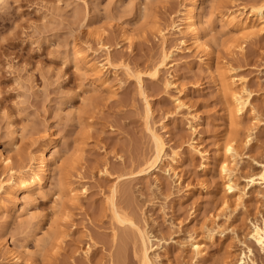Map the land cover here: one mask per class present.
<instances>
[{"label":"rangeland","instance_id":"374dc122","mask_svg":"<svg viewBox=\"0 0 264 264\" xmlns=\"http://www.w3.org/2000/svg\"><path fill=\"white\" fill-rule=\"evenodd\" d=\"M253 2L264 4L0 0V152L13 157L14 171H27L44 135L45 144L58 148L41 194H21L14 206L12 189H0V264H112L122 232L131 234L125 261L139 264L137 227L151 235L155 264H237L245 244L253 248L255 264H264V254L244 238L250 222L264 214L259 188L250 189L228 217L219 211L226 193L217 161L225 137L234 135L242 145L238 173L264 160V30L238 33L223 19L233 9H242L244 19ZM188 10L205 51L173 28L184 24ZM157 29L165 31L163 40ZM244 35L243 47L231 53L228 45ZM75 48L87 65L73 58ZM218 65L242 78L249 92L252 111L248 107L238 118L236 130L214 77ZM150 127L164 138L166 155L144 174L153 148ZM247 132L251 139L243 145ZM64 152L74 162L59 173ZM8 174L0 164V184ZM68 186L77 194L73 202ZM114 188L115 207L137 227L114 220L108 200ZM208 227L215 231L212 240L204 236ZM54 228L61 232L56 244ZM195 240L206 247L197 257L190 247Z\"/></svg>","mask_w":264,"mask_h":264},{"label":"bare ground","instance_id":"6f19581e","mask_svg":"<svg viewBox=\"0 0 264 264\" xmlns=\"http://www.w3.org/2000/svg\"><path fill=\"white\" fill-rule=\"evenodd\" d=\"M240 10H242V9H240ZM240 10L234 11V9H233L231 11L229 10V12H226L223 15L224 24L227 26H230L232 29H234L238 33H244V34L249 33V31H253L255 28H257V31H259V32L264 30V4L263 3L258 4L256 2H253V4L249 7L248 13L244 19L241 18L242 12ZM150 26H151V24H150ZM173 28H177L179 31H183V32L189 34L192 37L193 44L195 45V47L199 48V50L202 49L203 51H205V48L207 46L200 42V39L198 36V29L199 28L197 26L196 19H194L193 10L187 11V15H186V18L184 20L183 25H174ZM157 30L156 31L158 32V34H156V35H159V36H161V39L162 38L164 39V35H165L164 32L165 31L160 30V29H157ZM96 31H98V29ZM103 31H105V30H103ZM94 35H95V33H94ZM95 36L98 37L97 41L102 42L103 38L101 39L100 35H95ZM127 39L129 40V37ZM245 39H246V35H244L241 39H235L231 45H228L229 46L228 48L230 49L231 53L233 52V50L241 49L245 43ZM73 58L75 60L77 59V61L79 63L81 62L84 65L88 64V62H86V60H85L84 52L80 48H75L73 50ZM166 58H167L166 55L163 56V61ZM163 61L161 63H163ZM219 62H221V61H219ZM100 69L101 68H99L98 66L95 65L94 70L96 72L97 71L99 72ZM216 70H217V74H215L214 77H215V80L218 84L219 89L224 94V97L227 96L228 103L227 102L226 103L228 104V106H226V108H227V112H228V116H229V123L232 127H234V126H236V124H238L237 123L238 118H240V116L243 115V113L248 109V107L251 106L249 92L247 91V89L245 87L243 79L237 78L235 75L231 74L232 73V72H230L231 69L221 68V66H219V68H217ZM156 73H157V68L154 69L153 75H155ZM137 79H138V77H137ZM169 85H170V83H166V86H169ZM99 86H104V82H100ZM176 102H178V100H176ZM145 109H146L145 110L146 114L148 115L149 111H150L148 103H146ZM250 110H251V108H250ZM150 129H151V127H150ZM236 129L237 128H235V130ZM250 132H247L245 134L244 139L242 141L243 145L247 144L250 141V139H251V133ZM149 133L151 135L153 148L151 151L152 152L151 156L150 157L148 156L149 158H147L148 160L145 162L147 166H145L144 169L141 171V173H144V174L146 172H149L150 170L158 167V165L162 162L163 158L166 155V150H165L166 143L164 142V138L162 137V135L154 129H151ZM45 138H46V136L44 135L43 142H42L43 146H42L41 150H39L37 154H35L31 158H29L30 163L32 161L31 167H32L33 163L35 164L34 165L36 167L35 170H34V168H31L29 166L27 171H25V170H17V171L15 170L14 171L13 165L11 164L13 161L12 160L13 157H11V155H8V154L4 155L0 152V164L6 170L9 171V174H8V177L6 178V180L3 181L2 184H0V189H3L5 186L9 189H12V201L14 203V206L20 202L21 194H24L28 199L32 198L34 195L41 194V189L43 187V184H44L46 176H47L46 174H47L48 169H49V163L55 161L52 153H53V151H56L58 149L56 147V145H57L56 142H54L52 144H45ZM240 146H242V145H239L237 143L236 136L229 135V136L225 137L224 142L222 143V145L218 149V152L220 153V158L217 161L218 166H219L218 170H219V175L223 179V191L226 193V195L223 196L222 200L220 201V204H221L220 207L221 208L219 209V211H223L224 213L226 212L227 217L234 210H236L237 207H240V205L243 203L244 197L249 193L250 189L259 188V190H257V196L259 198L260 197L263 198V194H264V160H253L252 168L250 170H248L244 173H238L237 172V164H238V160L240 157V148H241ZM198 152L200 153V151H198ZM67 154H68V152H67ZM67 154L65 153L64 155L59 157V160H57V161H59V173H61V169H66L65 167H69L71 165V161H73V157H71L72 159H66ZM70 156H69V158H70ZM175 159H176V155L174 154L170 160L175 161ZM201 166L204 167L205 164H202ZM64 174L66 175V173H63V176H64ZM60 178H62V177H60ZM59 189L62 190V188H59ZM116 190L117 189H115V188L112 190V195H111L110 199H108L110 201L109 205L111 206L112 216H113L114 220H116V222L118 224H121V225L126 223V224H129L130 226H132L133 228H135V226L137 227V224L136 225L134 224L135 220L133 218H132L133 219V221H132L131 219H129L130 217L127 216V214L123 212L124 210L119 211L118 210L119 208L117 209L115 207V204L113 202V197H114V194L117 192ZM227 193H230V195L227 196ZM67 195H68V198H70L71 200L73 199L70 202H73L74 199L76 200V196H77L76 191L73 190L72 188H70L69 186L67 188ZM26 197H25V199L27 200ZM27 202H29V201H27ZM58 203H60V202H58ZM63 205H64V203H63ZM65 208H66V206H65ZM65 208L62 207V204H61L60 209L58 208L60 210L61 214L63 213L62 215H64V216H66V212H67L66 211L67 208L66 209ZM20 212H21V210H20ZM260 215H261V217H260ZM127 217H129V218H127ZM259 217H260L259 220L256 219L255 221L250 222L249 229L246 231L247 233L245 234L244 238L249 240V244L255 246L256 249L260 253H262V255H263L264 254V214L262 215L260 213ZM27 218H29V216ZM61 221H63V220H61ZM52 223H53V221H52ZM122 226H124V225H122ZM55 227H59V226H56V224H55ZM210 227H208V229L205 231V235H204L207 240H212L214 232H215L214 228H210ZM53 230H55V228L52 229L51 232ZM57 230H59V229H57ZM135 231L137 232V237H138L139 245H140L139 246L140 247V249H139L140 250L139 264H155V262L157 260V255L151 254L149 252V250L152 247V245L150 244L151 235L148 234V232H146L145 230L139 229V227H137ZM49 232H47L48 233L47 237H49V239H50V236L52 237V234H51V232L50 233ZM53 232H55V233H54L53 237L51 238V240L53 241L52 244L53 243L54 244L59 243V241H60L59 239H61V237L59 238V236H60L59 233H61V232H58V231H53ZM121 232H122V230H121ZM220 233H221V231H220ZM45 234H43V235H45ZM119 234H120V232H119ZM130 235L131 234H128L127 232H122L120 234V236L117 237L119 240L118 242H120V243L118 244L119 247L117 246V249L115 251L114 256L111 257V263L112 264H127V262L125 261V258H126V256H125L126 251L125 250H127L125 248V246L128 244V241L131 239ZM43 241H45V240L43 239ZM45 243H46V241L43 244H45ZM242 244H245V243L242 241ZM57 245H55V246H57ZM190 247L192 248V252L194 254V257L201 256L205 253V249H206L205 243L201 240H195V241L191 242ZM244 247H245L246 251H241V253L238 255L237 264H248V261L255 264L254 259L252 258L253 257V248H251L250 245H246V244L244 245ZM246 253H247V255H246ZM10 254L14 255V252L12 250H10Z\"/></svg>","mask_w":264,"mask_h":264}]
</instances>
